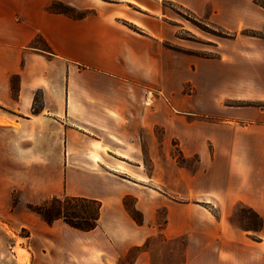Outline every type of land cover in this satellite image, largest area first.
Listing matches in <instances>:
<instances>
[{
    "label": "crops",
    "instance_id": "obj_1",
    "mask_svg": "<svg viewBox=\"0 0 264 264\" xmlns=\"http://www.w3.org/2000/svg\"><path fill=\"white\" fill-rule=\"evenodd\" d=\"M112 1L0 0V219L30 232V264H107L112 253L137 248L133 264H264V108L222 106L250 98L232 97L239 71L264 86V57L192 64L160 47L158 19H131L140 32L119 21L123 3L139 12L165 2L221 12L243 10V0ZM55 4L84 15L52 11ZM192 72L199 99L186 89ZM255 99L264 102V91ZM192 115L218 121L192 125ZM160 126L184 158L198 157L195 167L169 159V149L159 157ZM145 155L153 193L114 173H140ZM66 196L101 203L95 230L48 224L31 210ZM129 197L143 221L129 214ZM208 198L218 218L201 205ZM236 206L261 227L228 223ZM72 235L80 239L64 243Z\"/></svg>",
    "mask_w": 264,
    "mask_h": 264
},
{
    "label": "rangeland",
    "instance_id": "obj_2",
    "mask_svg": "<svg viewBox=\"0 0 264 264\" xmlns=\"http://www.w3.org/2000/svg\"><path fill=\"white\" fill-rule=\"evenodd\" d=\"M65 6L68 5L55 4L51 7V10L71 16L84 15V13L76 12L72 7V11H70ZM239 7L243 10L195 12L176 3L165 2L159 12L153 13L143 9L141 10L142 12H139L123 3L120 6L119 21L122 25L140 32L142 29H138L131 24V19H138L142 22L149 21L152 18L158 19L159 23L164 27L159 34L161 38L160 47L165 51L189 57L192 64L199 61L216 62L221 57H224L223 62H231L228 58L235 54L239 58V62L244 65L250 61L252 62L254 58L262 59L264 57V0H243V2L239 3ZM258 61L263 62L264 60ZM192 67L194 66L192 65ZM193 73L191 75L192 81L186 85V89L193 98L199 99ZM238 75L240 78L233 84L232 91H234V95L232 97H246L248 96L247 92L250 91V98L246 100L245 98L240 100L231 98L222 102V106L264 108V102L255 99L259 94L263 93V84H249L242 79H245V76L240 71ZM159 98L161 101H166L161 93ZM176 115L184 117L180 114ZM199 121L214 123L218 121V117L212 116L206 119L198 115H192V125ZM178 123L175 125L176 129L179 128L178 125L182 126L183 121L179 120ZM164 134L165 128L160 126L159 157L165 158L166 149H169L170 154L167 157L177 162L180 166L193 168L198 164V157L184 158L178 141L166 140ZM144 162L145 167L142 166L141 172L138 174L130 166H127L125 170H118L119 172L114 173L119 174L124 183L130 181L128 185L139 191L153 193V191L159 190L151 184L150 180L153 162L149 155L144 156ZM19 199L20 195L14 191L12 193L13 208L18 205ZM205 201L201 205L210 210L214 217L218 218V205L209 201V198ZM124 205L132 218L138 222L144 220L143 215L133 209V197L124 200ZM208 215L212 217L210 214ZM227 222L242 230H258L262 224L261 219L254 212L243 206H236ZM17 223L14 219H0V264L31 263L33 247L31 246V240L28 239L30 232L26 229H21ZM148 225L150 228L156 227V223L152 219L149 220ZM35 239L36 237L34 236L33 241ZM79 239L80 237L72 235L71 237H66V239L64 238L63 241L65 243L69 240ZM139 251L140 248L130 249L127 252L117 251L112 253L111 258H106L105 261L107 264H133L134 258ZM91 264H96V261Z\"/></svg>",
    "mask_w": 264,
    "mask_h": 264
},
{
    "label": "trees",
    "instance_id": "obj_3",
    "mask_svg": "<svg viewBox=\"0 0 264 264\" xmlns=\"http://www.w3.org/2000/svg\"><path fill=\"white\" fill-rule=\"evenodd\" d=\"M67 7L70 11L72 8ZM66 14V13H65ZM31 210L51 224L62 219L66 224L80 231L89 232L98 227L101 203L81 197L53 198Z\"/></svg>",
    "mask_w": 264,
    "mask_h": 264
},
{
    "label": "bare ground",
    "instance_id": "obj_4",
    "mask_svg": "<svg viewBox=\"0 0 264 264\" xmlns=\"http://www.w3.org/2000/svg\"><path fill=\"white\" fill-rule=\"evenodd\" d=\"M24 263V262H23ZM24 264H26V263H24Z\"/></svg>",
    "mask_w": 264,
    "mask_h": 264
}]
</instances>
